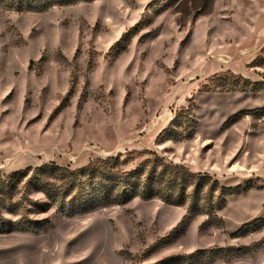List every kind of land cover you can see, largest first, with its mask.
<instances>
[{"label":"rangeland","instance_id":"1","mask_svg":"<svg viewBox=\"0 0 264 264\" xmlns=\"http://www.w3.org/2000/svg\"><path fill=\"white\" fill-rule=\"evenodd\" d=\"M153 2L0 7V174L159 156L244 192L213 217L156 197L66 215L21 183L0 264H264V223L242 229L264 219V0Z\"/></svg>","mask_w":264,"mask_h":264},{"label":"trees","instance_id":"2","mask_svg":"<svg viewBox=\"0 0 264 264\" xmlns=\"http://www.w3.org/2000/svg\"><path fill=\"white\" fill-rule=\"evenodd\" d=\"M78 1L92 0H0V7L17 12H41ZM126 164L122 154H118L96 157L78 168L46 162L34 169L0 174V202L8 198V208L13 211L19 202L12 203L11 197L23 183L21 187L25 192L34 190L45 195L48 201L39 202L41 208L54 206L57 212L66 215L125 204L135 197H156L167 203L187 205L191 214L204 213L213 217L226 205L229 196L244 192L240 186H223L207 174L167 162L159 156L148 158L131 169L126 168ZM262 223L264 219H257L242 229Z\"/></svg>","mask_w":264,"mask_h":264}]
</instances>
